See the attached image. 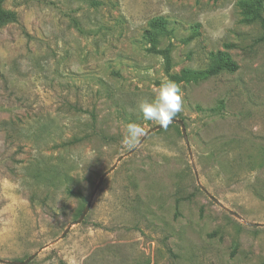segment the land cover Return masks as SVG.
<instances>
[{"label":"rangeland","instance_id":"1","mask_svg":"<svg viewBox=\"0 0 264 264\" xmlns=\"http://www.w3.org/2000/svg\"><path fill=\"white\" fill-rule=\"evenodd\" d=\"M240 1H3L0 264H264V39ZM152 44L171 73L237 64L178 83L187 143L136 108L168 79Z\"/></svg>","mask_w":264,"mask_h":264},{"label":"trees","instance_id":"2","mask_svg":"<svg viewBox=\"0 0 264 264\" xmlns=\"http://www.w3.org/2000/svg\"><path fill=\"white\" fill-rule=\"evenodd\" d=\"M3 1L4 0H0V26L8 22L16 21V13L14 11L5 9L2 5ZM262 1L263 0H248V1L242 0L239 2V6L242 10L243 15L245 16L246 22L258 23L260 29L263 32L261 38L264 39V17L262 14V10H263ZM166 25L167 22L163 17H154L148 21L147 29L144 31V35L152 39L153 38L152 36L154 34L166 32L167 31ZM149 50L154 53L162 55L165 64V72L168 80H172L177 84L181 81H198L202 79H207L209 77L219 74L221 71L233 72L237 69V64L235 62L231 61L225 53L218 51L212 55L213 57L212 61L207 67L200 69L185 68L181 70L179 74L171 73L169 48L166 47L164 49H158L154 44H152ZM176 118L182 120L180 113L176 115ZM174 125L177 127L178 124L174 123ZM66 193L81 198L79 193H74L70 190H66ZM84 206L85 205H83L78 211V217L80 216ZM175 206L176 207L178 206L177 201L175 203Z\"/></svg>","mask_w":264,"mask_h":264},{"label":"clouds","instance_id":"3","mask_svg":"<svg viewBox=\"0 0 264 264\" xmlns=\"http://www.w3.org/2000/svg\"><path fill=\"white\" fill-rule=\"evenodd\" d=\"M182 94L178 84L172 80H163L153 99H142L137 103V110L144 120L154 121L167 127L173 118L182 111ZM144 130L136 123L126 125L125 143L132 146L136 143Z\"/></svg>","mask_w":264,"mask_h":264},{"label":"water","instance_id":"4","mask_svg":"<svg viewBox=\"0 0 264 264\" xmlns=\"http://www.w3.org/2000/svg\"><path fill=\"white\" fill-rule=\"evenodd\" d=\"M171 123H176V124H178V125L180 126V130H181L182 137H183V139L185 140V142L187 143L186 130H185V127H184L183 121L180 120V119H176V118L174 119V118H173V120H172ZM159 127H161L160 124H158L157 126H155L152 130L157 129V128H159ZM146 134H147V133H145V135H146ZM145 135H144V136H145ZM144 136L140 139V141H142V139L144 138ZM140 141H139V142H140ZM113 167H114V166H112L109 170H111ZM103 176H104V175H101V176L99 177V180H98V182L96 183V185H95V187H94V191H93V193L91 194L90 199H89V200L87 201V203L85 204V206H84V208H83V210H82L80 216L78 217V219L75 220V221H73L72 223H70V224L66 227V229H64V231L62 232L61 236L65 235V233L68 231V229H69V227L71 226V224H73V223H79V222L84 218V216H85V214H86V212H87V210H88V208H89L91 197L93 196L95 190L98 188L99 183H100V181L102 180ZM201 189H202L204 192H206L204 188H201ZM208 196H209V198L212 199L215 203L219 204V201H218L216 198L212 197L211 195H208ZM229 212H230L231 214L237 216L235 213H233V212H231V211H229ZM248 224H249V225H253L252 223H248ZM31 257H32V255H31ZM24 262H26V260H25Z\"/></svg>","mask_w":264,"mask_h":264}]
</instances>
